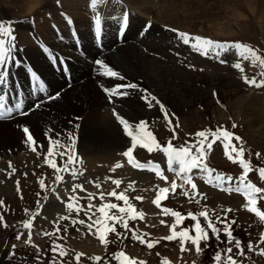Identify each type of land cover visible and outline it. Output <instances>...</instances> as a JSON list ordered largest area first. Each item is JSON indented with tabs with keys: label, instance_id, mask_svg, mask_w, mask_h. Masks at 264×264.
Returning a JSON list of instances; mask_svg holds the SVG:
<instances>
[{
	"label": "rangeland",
	"instance_id": "obj_1",
	"mask_svg": "<svg viewBox=\"0 0 264 264\" xmlns=\"http://www.w3.org/2000/svg\"><path fill=\"white\" fill-rule=\"evenodd\" d=\"M239 1L242 0H204L203 4L197 5L193 0L190 2L183 0L182 3L184 5L188 3L185 6V9L187 7L186 11L189 14L186 18L187 20L190 19L187 25L193 26L192 28L195 30L201 28L203 32L202 35L204 36L200 35L199 32L194 31L191 32V34L194 36L210 38L215 41L218 39L244 38L255 41V44L262 47L264 50V23H261L256 19L257 15H247V17H245L247 18L246 21H240L238 17L235 18L234 14L237 12V3ZM49 2L53 5L61 3V6L63 0H59V2L58 0H49ZM175 2L179 3L180 1ZM63 6L65 7V4H63ZM71 6L72 5H69V7ZM76 9L79 8L77 7ZM133 10L137 12L136 8H133ZM240 10L243 12L245 11L243 4L240 6ZM71 12L72 10L68 13L71 14ZM230 12L231 16L228 20L227 15H230ZM21 15L22 13L19 11L18 7L14 6L12 1L0 0V21L6 22L7 18L13 17L12 21L15 26L13 27L11 25L13 29L12 35L14 36V32L16 31V42L18 41L19 44L21 43L18 37L19 33L24 35L26 32L24 29L16 28V23L17 21H20L19 19H21ZM139 16L142 17V19L145 18V16ZM29 17H31L30 19L33 23H38V27H41L39 23L44 24L46 20L52 25L55 24V17L51 15V11L48 9L43 10V8H39L36 14L27 17L28 22ZM59 17H62V20L66 21L63 12L59 14L58 18ZM22 18H25L26 20V17ZM171 19L175 21L172 22L173 24H183L184 22L182 16H173ZM85 20L88 21V16ZM226 20L228 21L226 22ZM213 22H217V24L214 26ZM45 23L48 25L47 21ZM80 28H84L83 23L80 24ZM219 30L222 32L220 33L222 35L218 34L216 36L212 34L214 31L219 32ZM182 32L189 33L188 30L184 29ZM32 33L34 32L28 31L29 35H32ZM34 36L38 38L36 34ZM45 36L48 37L47 34ZM40 40L45 41L41 35ZM175 45L176 44L174 43V46ZM179 47L181 49L183 45L181 44ZM190 53L191 52L184 54L183 57H185V59H191L192 54L195 52H192V54ZM225 54L231 57L236 56V53L229 51ZM194 55H196L195 58L197 57L196 60L199 61L198 54L195 53ZM194 63H192V66L195 68L196 65ZM194 71L196 72V70ZM230 75L234 81L241 84L237 81L238 78L236 75L235 78L237 80L234 79L232 73ZM262 79H264V76ZM240 86L242 87L243 92H251L254 96L257 95V101L260 106L264 108V87L256 88V91L254 92L251 91L252 88L250 89V85L247 89H244L242 84ZM154 92V90L150 91L151 96H155L160 102L162 101L165 103L163 105L172 121L171 125H169L164 119V113H162L160 109H156L155 101H152V104L154 105L151 108L147 107L148 109H145L142 105L140 106L137 115L138 120L131 118L133 116L129 110H124V117L137 124L144 117H147V120H143L147 122V130L152 133L156 141L162 146H166L169 139L172 137L173 132L170 130L172 128L175 129L176 137V139L172 140L174 145L179 146L185 142L196 143V137H189V134L194 131L192 124L189 127L190 123L195 124V129L198 132L208 130L207 127L213 125V132L217 129H221L233 132L234 134H237L238 137L241 133L245 134L241 137V139L245 140H233V142L235 143V147L239 148L242 146L244 148L243 159L250 162L252 167V171L247 175V181L257 187L264 188V180L260 178L257 171L259 168H264V144L245 129L242 122V106L235 115L233 114L232 109L225 104V100L218 96V91H209L208 97L211 98L212 102H215L218 114L214 115L216 112L213 114L206 112L202 103H197L195 108L183 107L182 111H180L170 105L162 96H160L161 94ZM189 110L190 112H188ZM207 110L210 111L209 109ZM117 112L121 115L120 117L123 116V113L120 110ZM233 124L236 125L235 128H233ZM52 139L56 141L57 137L52 135ZM208 139L213 140V137L209 136ZM57 141H59L58 144H49L53 146L52 149L54 155L52 158H47L54 159V162L58 167H62L65 164L69 155L73 158V163L69 165L70 170L61 171V173H59L63 177L61 181H56L55 170L49 165V175H34L27 173L25 176H21L20 169L18 168L19 166L16 164H11V167H9V164L0 166V177H3V179H0V201L3 202V205L0 206V216H3V221L0 222V264H53V260L56 261V264H76V253L82 254L79 264H94V261L91 259L92 257L101 258L98 264H105V262H107V264H118V262L113 259V256L120 251H123L129 258L136 260L137 264L141 261H143L144 264H162L163 261H167V264H214L213 256L215 252L224 247H232L233 257L238 262H242V264H264V256L257 254V251L264 249V243H259L260 236L264 233V222H261L254 213L243 211L247 210L245 207L247 201H244L243 198L239 196L241 194L238 192L226 189L215 190V187L213 188L208 185L205 186L201 180L198 181L196 177H193L195 179L193 183L196 184V189L192 190L190 185H186L185 187L188 188L189 191L188 195H184L183 190L179 187V185L182 184V180L177 176L172 175L173 178L170 179L166 175L168 172L165 171L164 176L167 177V180H161L159 176L151 174L150 171H135L132 167L125 169V166H121L122 163L116 161H113L114 163L116 162L114 165L113 162H110L111 164L105 163L104 165L96 163V166L90 172V175H95L96 185H99V187L94 185L90 189H85L80 181V178H83L80 171L82 167L78 163L80 155L75 154L81 150L78 145L79 142H82L81 138L77 140L74 139L71 145H69V140L67 142L60 140ZM250 144H252L253 147H250ZM220 146L224 147V141L222 139L215 140V142L212 143V148L207 150L204 162L209 169L214 170L213 174H222L225 177H232L230 183L238 185V178L243 174V168L238 162L230 165L220 162L216 163L215 158L220 154ZM73 148L75 150H72ZM193 151H195V149H193ZM58 152L66 154L64 156L56 155L55 153ZM91 153L94 152H89V154ZM142 153L143 154L140 153L141 155L136 154L139 163H161L163 160L162 156L164 153L162 151L154 150L153 152H148L145 150ZM256 153H260L259 158H257ZM104 154L106 155L107 152ZM233 155L235 156V154ZM31 156H34V154L31 153ZM35 156L38 158H45L47 152H44L41 156ZM221 162H228V160L225 157ZM117 165L120 166L117 167ZM13 169H15V171H13ZM73 172H76L75 175L72 174ZM40 179L44 180L45 189L40 188ZM113 180L121 181L119 188L112 183ZM173 181L178 185L174 192L171 190V184ZM130 184L133 185L135 189L134 191L129 189ZM77 185H82L83 190L76 187ZM74 187L76 188L75 192H73ZM160 188L169 189V192L165 194L166 199L161 200L160 206L162 205L170 211L179 212L185 217L182 223L177 226V232L182 228H192L195 222L188 218L189 213L198 214L201 210L206 208L209 215L215 220L216 216L223 217L226 210L231 209L230 212H227V218L228 220L236 221V223L232 225V235L241 241L245 254L243 256L239 255L238 250L234 246V242L229 245L227 243V237L223 233H221L220 241H217L212 237L207 242V246L205 245V242H201L200 247L202 251L199 254H197L195 247L189 242H186L184 245L187 251H181V245L178 239L172 241L163 239L170 234V228L175 222V217L170 216L169 213L165 214L163 211H159V207L153 203ZM113 189H115L117 193L127 189L125 195L128 197L129 203L134 206L137 213L143 214V218L141 219L138 216L135 220H128V228L132 231H126L117 225V232L123 234L121 238H117L116 233H106L108 244L105 246L98 239V235L94 234L95 229L91 232L89 231L87 224L90 223V221L85 215V211H87L90 203L88 200L89 194H92L94 197L91 200V203L97 207L102 203L109 202L124 206L123 201H118L115 197L107 195ZM101 192L105 194L104 201H101L99 198ZM72 196H75L78 199L70 201L69 198ZM136 197H142V199L137 200ZM197 200L199 201L198 203ZM69 202L74 204L71 213L66 209V205ZM53 204L58 206V211L51 216L49 213L51 212V209L54 208ZM76 207H80L82 210L77 213ZM258 207L260 210L264 211V200L258 202ZM93 211H95V208ZM33 213H36L34 217L32 216ZM96 215L98 216L99 213L97 212ZM61 216L69 218L60 220L59 217ZM30 219L31 243L29 244L25 243L29 238V230L24 229L22 223ZM93 219H95V217H93ZM199 219L200 223L203 225L205 221L203 218ZM72 220H84L85 223L73 224ZM161 221H163V223H161ZM4 224H7V227H4ZM217 227L222 228L223 225L218 224ZM57 228H59L58 232ZM45 232L49 233V235H43ZM133 232L137 235L141 233L147 234L144 236V239L146 241L154 242V247L149 249L146 244L140 243L139 240L132 239ZM18 233H23L20 240L16 239ZM209 235L211 236V233H209ZM156 241H158V243H155ZM53 243L59 246V248L64 249L66 255L60 256L58 253L54 255L52 251ZM249 243H251L256 250L250 251L247 247ZM12 245H15V248H13Z\"/></svg>",
	"mask_w": 264,
	"mask_h": 264
},
{
	"label": "bare ground",
	"instance_id": "obj_2",
	"mask_svg": "<svg viewBox=\"0 0 264 264\" xmlns=\"http://www.w3.org/2000/svg\"><path fill=\"white\" fill-rule=\"evenodd\" d=\"M7 1H12L14 6L18 7L22 13L21 16L26 17V20L21 17L19 19L20 21L16 23V28L24 29L25 31L28 30L27 26H29L30 22H28L27 17L36 14L39 8L50 10L51 15L57 18L61 13L60 6L51 4L49 0ZM120 1L124 2V0ZM125 1L131 3L132 9L136 8L139 15L150 17L152 18L151 20L156 22V24L151 25L146 36L156 41H145L146 43L134 42L131 35L125 40L124 44L117 46L108 54L98 58L112 67L113 70L120 73L125 78L123 80L101 75L97 66L94 63V66L92 65V58H86L92 55L91 46H93L92 37L89 35L87 28L91 27L92 18L96 14L92 10L90 0H63L62 4H65V8L69 11L72 10L71 14L74 17L71 20L72 24L70 25L62 19H57L55 25L47 26L45 22L47 21L48 23V20L44 24L39 23L41 27H38V29L41 32V37L46 42L41 40L37 42L34 37L35 33H32V35H29L28 32H25L24 35L19 33L18 37L21 42V51L19 53L16 51V58L22 63L20 66L10 65V69L14 71L19 70L17 73L21 75L12 81L14 89L17 86L20 88L23 84L29 86L28 75L31 72L28 69H33V71L37 72L43 82L45 80L46 83H50L51 86L48 85V89L49 91L54 89L53 93L65 85L66 81L60 77L62 75L55 73L52 67L44 61L46 58L41 52V48L43 50V47L49 48L53 53H62L61 55L67 60L70 71L72 72L74 84H68L66 88L59 91L60 97L58 99L52 101L47 100L39 108H33V105L32 109L30 108L31 110L26 112L28 114L15 119L12 118L8 121H0V166H5L9 162L16 164L19 166L21 176H25L27 173L49 175L50 167L45 163L46 157L38 158L35 155L41 156L44 152H48L49 147L53 148L52 145H49V136L52 137L53 135L57 137V140L67 142L69 140V133H72L75 140L81 138L82 142H84H79L78 145L81 150L75 154L80 155L78 163L82 167L80 171L83 176V178H80V181L85 189H90L96 185L95 175H90L96 163L104 165L105 163L111 164L110 162L116 161L122 163L121 166H125V169L130 168L129 165L133 164L129 163L128 158L122 155V153L131 146V140L125 134L123 126L117 120L118 115L114 111L117 108L124 114V110H129L133 116L131 118L137 119L138 110L143 103L141 96L144 92L141 91L142 89H146L147 91L154 90L156 93L161 94L160 96L170 105L180 111H182L183 107L195 108L197 103H202L204 110L211 114L216 112L214 115L218 114V110L215 102H212L211 98L208 97V92L218 91V96L225 100V104L232 109L233 114L236 115L242 106V122L245 129L264 144V108L257 101V95L254 96L251 92H243L240 86L241 84L234 81L231 78V72L221 65L211 64L202 59H199V61L196 60L195 62L196 55L192 57L199 67V70H196V72L190 67V65L192 66L189 61L190 59L181 60V63L184 64L182 66L175 63L174 58H180L181 56L174 53L176 47L174 49L172 48L174 47V43L177 45L182 42L173 34L167 33V30H160L158 27L161 24H165L182 29V31L184 29L188 30V32L194 31L203 34L201 28L195 30L192 28L193 26L187 25L190 19L187 20L186 18L189 14L185 6L188 3L184 5L182 3L183 0H175L180 1L179 3L174 0ZM190 1L192 0H187V2ZM105 2L104 4L103 0H98L96 12L100 15L105 11L104 8L109 2H115V0H105ZM193 2L200 5L203 4L204 0H193ZM240 4L244 5V12L240 10ZM69 5L72 6L69 7ZM237 5V12L234 14L235 18L238 17L240 21H246L247 18L245 17L247 15H257L256 19L264 23V0H242ZM87 16L88 21L85 20ZM173 16H182L184 18L183 24H173L172 22H175L171 19ZM230 16L231 12L230 15H227V19ZM81 23L84 24L83 29L80 28ZM213 23L214 26L217 24V22ZM58 28L64 32L67 29L68 33L66 32V36L61 33L65 37L63 43L57 39ZM74 30L80 34L84 42L81 48L83 54H79L73 50L71 32ZM156 32L159 33L156 34ZM220 33L222 32L219 30V32L214 31L212 34L216 36L218 34L222 35ZM46 34L48 37L45 36ZM195 34L198 35L197 33ZM14 43L17 45L16 39ZM39 44L42 45L39 46ZM187 50L188 48L184 52H187ZM229 52L236 53V50L230 49ZM190 54H192V51ZM228 57L232 58L231 56ZM76 58L82 59L76 60ZM131 83L137 84L139 88L129 89V95L127 96H113L109 100L108 94L104 91V88H112L115 85ZM127 121L129 124L134 123L131 120ZM19 126H27L29 128L30 134L35 140L33 147L36 148V151H33L28 144L24 143L25 133ZM69 145L71 144L69 143ZM72 150L75 149L73 148ZM145 150L147 149L137 147L132 154H143L142 152ZM89 152L94 153L89 154ZM106 152L107 154L105 155L104 153ZM31 153L34 156H31ZM162 157L164 159V167L168 168L167 157L165 154ZM115 163L113 162V165ZM164 167L162 169L165 172ZM167 172V176L170 179L173 178L172 175L176 176L174 172ZM198 174L204 175L205 173L198 169H193L190 173V175ZM0 179H3V177H0ZM213 183H219L214 181V175ZM53 207L49 213L51 216L58 211L56 204H53Z\"/></svg>",
	"mask_w": 264,
	"mask_h": 264
},
{
	"label": "snow or ice",
	"instance_id": "obj_3",
	"mask_svg": "<svg viewBox=\"0 0 264 264\" xmlns=\"http://www.w3.org/2000/svg\"><path fill=\"white\" fill-rule=\"evenodd\" d=\"M59 2V0H58ZM98 0H92L91 7L94 13H96L93 17V27H94V38L98 45H100L102 40L103 28H102V19L99 13L96 12ZM68 24H72L70 18L65 17ZM128 26V15L125 13L121 19L117 20V30L118 36L123 37L124 33L127 30ZM151 27V23L149 22L144 26L141 31V35H143L149 28ZM173 33L176 34L177 38L184 44L188 45L192 50L202 54V55H209L212 54L215 58H219L223 53H227L230 49L236 50V54L238 57L242 58L244 61H250L254 67L260 68V76H264V55L260 54L257 49H254L246 44H242L240 42H229V41H215L210 38L201 37V36H194L186 32L179 31L178 29H170ZM13 29L10 23L0 21V85H6L9 83V76H10V65L20 66L21 61L16 58V45L14 43L15 37L12 35ZM73 37L76 40L77 45H79V38L75 32H73ZM43 51L50 57L51 62L53 64L57 63V57L55 54L47 47H43ZM221 63H227V60H220ZM94 64L97 66L99 73L105 77L110 78H119L121 80L125 79L123 76L120 75L117 71L113 70L112 67L108 66L103 60L95 59ZM59 65L63 66V71L65 73L69 72V69L61 57L59 58ZM190 67H192L190 65ZM232 67L238 69L240 72H243L244 69L240 62H236L232 65ZM31 72V79L35 87H38L41 92L46 91L45 83L41 79V77L31 69H28ZM243 80L246 84L250 86H254L256 88L264 87V79H261L259 82L255 77L249 79L248 76H243ZM139 86L135 83L131 84H121L115 85L112 88H104V91L108 94L109 100L113 96H127L129 95V89H138ZM142 92L146 93L145 95L141 96V99L145 100L148 107H153L152 101H155L156 104L160 106V110L164 113V119L167 121L169 125H171L172 121L169 118V114L167 110L164 108V105L160 103V101L155 97L151 96L150 93H147L146 89H142ZM60 97V93L56 92L55 94H50L47 96L48 101L56 100ZM4 96H0V119L11 118L13 109L12 108H5L4 104ZM41 103H37L34 105V108L41 107ZM21 104H16L15 108L17 110L21 109ZM20 115H26L28 113L24 111H20ZM117 120L123 126V130L125 134L131 140V146L122 153V155L128 158V162L134 164L135 167L139 168H148L149 165H142L139 163H134L133 159V151L137 147L145 148L148 152H153L154 150L162 151L165 156L167 157V166L168 170L174 172L175 175L182 180V184L179 187L183 190L184 195H188L189 189L186 188V185H190L192 190L196 189V184L193 183V178L190 175L193 169H199L201 172L205 173L207 176L206 182L213 183V172L214 170L209 169L207 164L204 162L206 159L207 150L211 149L212 143L215 142L217 139H222L226 141L224 143V148L226 150L225 154L227 158L232 161L233 163H239V165L243 168V174L238 178V186L235 187V191L241 193L245 198L247 203L245 207L251 213H254L256 217L261 221L264 222V211L260 210L258 207V202L260 200H264V188L257 187L256 185L252 184L251 182L247 181V175L250 171H252V167L250 162L245 161L244 157V148L241 146L239 148L232 145L231 141L233 139V134L228 132L227 130L217 129L215 132L212 130H205L196 133V143H188L185 142L179 146H176L172 143V140L176 139L175 137V129H170L173 132L172 137L169 139L166 146H162L159 142L156 141L155 137L152 135L150 131L147 130V122L141 120L138 124L132 125L129 122L120 116H117ZM178 126V125H177ZM22 128V131L25 133V140L24 143L28 144L33 151H36V148L33 147L35 145V140L33 136L30 134L29 128L27 126H19ZM236 125L233 124V128ZM209 136L213 137V140H209ZM50 144H58V141L52 139L51 136L48 137ZM75 137L72 133H69V143L71 144L74 141ZM236 141H240V137H234ZM231 151H227L228 149ZM195 149V151H193ZM235 154V156L233 155ZM56 155L64 156L66 153L58 152L55 153ZM54 155L53 150L49 147L47 156L45 158V163L48 164L51 168L55 170L56 173V181H61L63 177L59 174L61 171H69V165L73 163V158L71 155L68 156L67 161L62 167H58L57 164L54 162V159H49L47 157H52ZM257 158L260 157V153H256ZM151 165V162H149ZM120 165H117L119 167ZM178 166V167H174ZM9 167H11V163L9 162ZM152 169L156 170V175L159 176L161 179L167 180V177L163 175L162 171L159 169L158 165H151ZM15 171V169H13ZM258 174L262 180H264V168H259ZM75 175V173H72ZM205 177H202V179ZM214 181L223 183L225 181H232V177H225L222 174H216L214 176ZM113 184L117 188H119L121 181L120 180H113ZM40 188L45 189V182L43 179L39 181ZM99 187V185H96ZM81 190H83L82 185H77ZM178 187L175 181L171 184V190L174 192L175 189ZM129 189L135 190L133 185H129ZM76 188H73V192H75ZM125 191L117 193L115 189L109 192L107 195L110 197H115L118 201H123L124 206H120L117 203H102L99 207L93 205L91 200L94 198L92 194L88 195V200L90 201L88 205L87 211H85V215L88 217L90 223L87 224L89 231H93L95 229L96 235H98V239L102 244L107 246L108 241L106 240V233L113 232L116 233L117 238H121L123 235L121 232H117V225L121 228L125 229L126 231H132L128 228V220L132 219L135 220L139 216L141 219L143 218L142 213H137L134 206L129 203L128 197L125 195ZM169 192L168 188H160L155 200L153 203L160 207V203L162 199H166V193ZM39 195V193H38ZM101 201H104L105 194L103 192L100 193L99 196ZM70 201H75L78 198L72 196L69 198ZM137 200L142 199V197H136ZM199 201L197 200V203ZM3 205V202L0 201V206ZM74 204L72 202L67 203L66 209L69 213L73 211ZM95 208V211L93 209ZM80 207H76L77 213L81 211ZM115 210V211H113ZM165 214L170 212L169 209H162ZM231 209H227L226 213L223 217L216 216L215 220L212 219V216L209 215L208 210L205 208L201 210L198 214H188V218L193 220L195 223L193 224L191 229L182 228L179 232L176 231L177 226H179L182 221L185 219L184 216L181 215L179 212L171 211V215L175 217V222L170 228V234L163 239H167L172 241L174 239H178L181 245V251H187L184 247L186 242L191 243L195 249L197 254H199L202 249L200 247L201 242H205L207 246V242L214 237L217 241L221 239V233H223L227 237V243L229 245L233 244L235 248L238 250V254L243 256L244 247L241 244V241L236 239L232 235V225L236 223L235 220H228L227 212H230ZM27 212V210H26ZM99 213L97 216L96 213ZM36 213H33L32 216L34 217ZM95 217V219H93ZM69 217L61 216L59 217L60 220L68 219ZM203 218L205 223L202 225L200 223V219ZM3 221V216H0V222ZM111 222V223H110ZM73 224L80 223L84 224V220H72ZM163 223V221H161ZM218 224L223 225V227H217ZM4 227H7V224H4ZM22 227L24 229L29 230V238L25 243H31V219L22 223ZM59 228H57V232ZM194 233V234H192ZM211 233V236L209 235ZM54 234V233H53ZM23 233H18L16 236L17 240L21 239ZM43 235L47 236L49 233L45 232ZM147 234L141 233L137 235L135 232L132 234V239L139 240L140 243L146 244V246L151 249L154 247V242L146 241L144 236ZM155 243H158L156 241ZM259 243H264V233L261 234ZM15 248V245H12ZM250 251H254L253 245L249 243L247 245ZM53 254H59L60 256L66 255V251L62 248H59L55 243L52 245ZM258 255L264 256V249H260L257 251ZM81 253H76L75 260L76 264H79ZM94 264H98L101 260L100 257H92ZM113 259L118 262V264H137V261L134 259L129 258L123 251H120L114 254ZM214 264H242V262H238L232 255V247H224L219 249L215 252L213 256ZM53 264H56V261L53 260ZM107 264V262H105ZM139 264H144L143 261L139 262ZM162 264H167V261H163Z\"/></svg>",
	"mask_w": 264,
	"mask_h": 264
}]
</instances>
